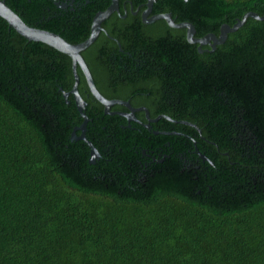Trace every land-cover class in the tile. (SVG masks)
I'll use <instances>...</instances> for the list:
<instances>
[{
	"label": "trees",
	"instance_id": "trees-1",
	"mask_svg": "<svg viewBox=\"0 0 264 264\" xmlns=\"http://www.w3.org/2000/svg\"><path fill=\"white\" fill-rule=\"evenodd\" d=\"M5 2L76 43L110 0L68 12L52 0ZM119 3L81 51L97 88L199 130L166 118L154 127L170 133L120 129L126 120L104 113L78 66L86 136L100 153L89 163L87 143L70 139L82 118L59 90L72 87L71 58L0 16V264H264V19L199 52L185 28L144 23ZM250 10L264 14V0H155L152 13L202 36Z\"/></svg>",
	"mask_w": 264,
	"mask_h": 264
},
{
	"label": "water",
	"instance_id": "water-1",
	"mask_svg": "<svg viewBox=\"0 0 264 264\" xmlns=\"http://www.w3.org/2000/svg\"><path fill=\"white\" fill-rule=\"evenodd\" d=\"M155 0H146L145 6L146 8L142 12V21L144 23H151L157 19H164L169 26L176 27V28H185L186 30V38L190 43H196L199 52H203L205 50L213 51L215 50L216 46L222 44L227 36L228 33L236 31L240 26L244 24L248 17H252L257 20H263L264 14L260 15L255 11H247L245 12L240 18H236L235 22L230 25L229 23H222L219 29V33L216 34L214 32L205 33L202 36H195V26L193 23L189 21H175L172 14L170 12H162L156 13L154 15L148 16L150 11L152 10V6ZM61 7L60 5H58ZM117 12L120 14V5L119 0H110V3L101 10L96 11L94 16L91 20L90 25V32L89 35L82 41L72 43L62 37L59 33L32 26L27 24L11 7H9L5 0H0V16L4 18L10 27L14 28L19 34L27 38L28 40L40 41L46 43L60 52L67 54L71 58L72 64V72L74 76V81L72 87L69 90H64L62 87L59 90L62 91L63 97L65 101L69 103L68 96L69 94L72 95L74 99V103L76 108L82 118V121L79 125L74 126L73 130L71 131L70 139L71 140H83L87 143L89 147V163L93 164L96 160L100 157V153L98 149L93 145V143L87 138L86 136V125L89 121V117L85 113L86 109V101L80 94L78 90V83H79V75L77 72V67L81 69L89 92L103 105L104 113L105 114H118L124 116L128 122L132 120H136V116L134 111L144 109L146 111V116L149 121H156L160 117H165L172 121L183 122L186 124H190L197 128H199L192 122L185 121V120H175L167 115H158L154 119L149 118L148 110L145 107H133L129 101L117 98H107L104 96L99 89L97 88L92 74L88 68L87 63L85 62L81 51L88 47L94 40L97 38L101 30L105 29L102 27V22L113 12ZM135 13V11L133 12ZM126 10L124 14L121 16L125 17ZM106 32V31H105ZM120 46V43L118 42ZM202 45H209V49L202 48ZM114 104H121L129 108V112L123 111H111L110 107ZM198 154L203 160H208L210 163L211 161L207 158L206 155L202 154L198 151Z\"/></svg>",
	"mask_w": 264,
	"mask_h": 264
},
{
	"label": "flooded vegetation",
	"instance_id": "flooded-vegetation-1",
	"mask_svg": "<svg viewBox=\"0 0 264 264\" xmlns=\"http://www.w3.org/2000/svg\"><path fill=\"white\" fill-rule=\"evenodd\" d=\"M54 3H55V5L57 6V7H59L58 5H60L61 7H59L60 9H62V10H65V11H69V10H71V11H75L76 10V7L75 6H77L78 5V3H79V0H52ZM87 2L89 1V0H86ZM124 1H129V3H130V7H129V9H130V11L132 12V14H138L139 12V14H140V17H142V12H143V10L146 8V6H145V3L143 4L144 5V7L142 8V10H140V6L142 5V4H139V5H137L136 6V8H132L133 7V5H132V2H131V0H124ZM146 2V1H145ZM155 2V1H154ZM119 5H120V3H119ZM123 6H125V2H123ZM79 8H81V7H79ZM127 8H126V6L124 7V11L126 10ZM152 9H153V6H152ZM135 11V13H133ZM126 13H127V10H126ZM154 14H156V13H152V10L150 11V13H149V15L148 16H151V15H154ZM126 16V15H125ZM141 20H142V18H141ZM120 47V51L121 52H126L125 50H123L122 48H121V45L119 46ZM129 53V52H128ZM130 54V53H129ZM122 66V69H123V73L124 74H126V75H137L138 74V69H139V67L141 66L140 64H131V63H124V64H122L121 65ZM135 68V70H133ZM137 96L135 95V96H129V97H127V98H125V99H123V100H127V101H129V103L133 106V107H145L147 110H148V108L144 105V104H138V105H134L133 103H132V101H134L135 100V98H136ZM117 99H119V98H117ZM122 99V98H121ZM110 110L111 111H123V112H129V108H127L126 106H124V105H121V104H114V105H112L111 107H110ZM134 113H135V116H136V120H132L133 122H136L138 125H139V127H138V129H139V131H144V132H151V133H153V134H159V133H163V132H165V133H170V131H167V130H164V129H156L155 127H154V124L158 121V120H160L161 118H165V117H160L158 120H156V121H149L148 119H147V116H146V111L144 110V109H140V110H136V111H134ZM148 113H149V118L150 119H154L155 117H157L158 115H165V114H157L156 116H151V114H150V111L148 110ZM110 115V114H109ZM113 115V114H112ZM121 116V115H120ZM168 116V115H167ZM123 119H125L126 120V118L124 117V116H121ZM170 117V116H169ZM167 119V118H166ZM132 121H130V122H128L127 120H126V122H123V123H120V125L118 126V127H120V129H123V130H126V129H128V128H131V129H136L134 126H132ZM116 129V128H115ZM151 137V136H150ZM145 148H143L142 149V153H145ZM153 151V150H152ZM153 158L155 159L156 157L155 156H153ZM146 157L144 156V155H141V160H143L144 161V164L141 162V160H139V163H140V166H146L147 167V165H148V163L146 162ZM156 161L157 162H163L164 161V156H162V157H159V158H157L156 159ZM146 167H143L144 168V170H145V168Z\"/></svg>",
	"mask_w": 264,
	"mask_h": 264
}]
</instances>
